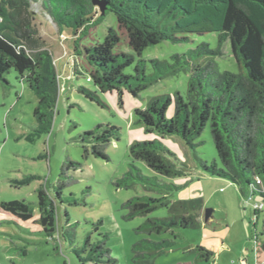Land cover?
<instances>
[{
    "label": "trees",
    "instance_id": "1",
    "mask_svg": "<svg viewBox=\"0 0 264 264\" xmlns=\"http://www.w3.org/2000/svg\"><path fill=\"white\" fill-rule=\"evenodd\" d=\"M38 1L4 0L0 5V15L5 18L0 24V84H8L5 75L14 72L38 99L34 112L38 127L35 134L27 137L29 141H33L35 135L50 133L59 95L58 75L50 55L48 52L32 54L38 41L35 39L37 32L25 21V32L21 33L17 23V18L25 13L26 5ZM93 1L42 0V5L58 27L79 29L89 22L87 18L93 13ZM100 1H105L107 12L116 16L119 32H124L128 46L139 58L147 48L162 42L179 44L189 41L187 35L219 34L218 49L202 44L186 54L174 55L172 62L151 60L152 73H147V61L136 60L120 51L122 41L113 29L103 43L84 47L81 53L86 67L84 74L77 72V76H86L94 90L84 85H79L77 90L101 107H106L101 94L116 93L123 105L126 93L139 98L141 93L159 82L181 72H191L184 95L154 97L144 109L135 113V124L153 139L134 141L129 148L130 156L134 161L146 164L155 176L143 175L132 164L123 178L115 182L117 189L125 190L139 184L148 194L134 197L122 206L128 211L126 220L148 217L162 208L169 212L167 218H148L137 230L148 236L167 233L174 236V240H143L133 246L134 263L153 264L159 255L173 247L176 230L201 227L199 212L204 206L200 198L172 201V195L182 187L166 179L184 177L188 169L163 143L165 138L180 137L194 149L195 142L209 128L219 163L208 165L199 160L203 171L240 187L242 193L248 188L252 197L259 194L264 199V0ZM226 43L231 45L242 70L240 74L219 71L216 59L223 57L222 47ZM131 67L134 74H125ZM118 140L117 127L98 125L80 137L83 158L95 157L109 162L107 150ZM80 167L73 161L62 166L53 199L48 198L46 190H38L37 207L43 233L51 238L61 233L70 246L74 245L75 234L66 227H58L57 202H64L63 190L75 182L68 173ZM258 180L263 187L257 184ZM71 204L86 205L79 200ZM0 208L23 222L34 218L35 210L26 201L3 202ZM66 218L68 222V214ZM101 225V221L95 225V232H99ZM100 236L102 241L96 244L91 243L90 237L86 239L82 251L88 253L86 257L73 249L82 264L116 263L106 246L109 236L101 233ZM198 251V260L210 261L213 257L204 248ZM21 255L26 256V250Z\"/></svg>",
    "mask_w": 264,
    "mask_h": 264
},
{
    "label": "rangeland",
    "instance_id": "2",
    "mask_svg": "<svg viewBox=\"0 0 264 264\" xmlns=\"http://www.w3.org/2000/svg\"><path fill=\"white\" fill-rule=\"evenodd\" d=\"M3 1L0 0V5ZM92 4L94 10L87 18L89 22L79 29L58 27L44 9L42 0L30 2L24 8L25 13L17 18L21 33L25 32V21L37 32L35 39L38 41L32 54L48 52L50 55L58 75L59 95L50 133L35 135L33 141H29L27 137L35 134L38 127L34 116L38 105L36 95L18 80L14 72L5 75L8 84H0V205L26 201L35 210L34 218L23 222L0 208V264H82L73 249L86 257L88 253L82 252L86 239L90 237L91 243L96 244L102 241L100 233L109 236L106 246L111 250L115 264H136L132 259L135 244L143 240H174L171 233L151 236L138 233V228L148 218H167L169 212L162 208L148 217L126 220L128 211L122 206L134 197L148 194L139 184L125 190L117 189L115 182L123 178L132 164L143 175L155 176L146 164L134 161L130 156L129 148L134 141L153 139L135 124V113L144 109L154 97L184 95L191 72H181L159 82L141 93L139 98L126 93L123 105L116 93L101 94L106 104V107H101L77 90L79 85L94 90L86 76H77V72L84 74L86 67L81 53L84 47L103 43L113 29L122 41L120 51L136 60L147 61V73H152L151 60L172 62L174 55L186 54L202 44L218 49L219 34L187 35L189 41L179 44L162 42L147 48L139 58L128 46L124 32H119L116 16L111 12L102 15L99 7ZM4 19L0 15V24ZM222 52L223 57L216 59L219 71L240 74L242 70L230 43L223 45ZM125 74L133 75V67L127 68ZM100 124L119 129V140L107 150L109 162L95 157L83 158L80 137ZM163 143L188 169L184 177L166 179L182 187L172 195V201L200 198L204 206L199 212L201 227L176 230L177 239L173 247L159 255L153 264H264V199L259 194L252 197L248 188L242 193L240 187L203 171L199 160L208 165L219 163L209 128L195 142L194 149L180 137H167ZM67 161L81 167L68 173L75 182L63 190L64 202H57V224L59 228L74 231L73 246L64 241L61 233L53 238L43 233L37 207L38 190L44 189L49 199L54 198L61 168ZM259 186L263 187L262 184ZM74 200L86 205L73 206ZM206 210H213L207 221ZM99 221L102 225L99 232H95ZM199 248L211 252L212 259L198 260ZM23 250H26V256L21 255Z\"/></svg>",
    "mask_w": 264,
    "mask_h": 264
},
{
    "label": "water",
    "instance_id": "3",
    "mask_svg": "<svg viewBox=\"0 0 264 264\" xmlns=\"http://www.w3.org/2000/svg\"><path fill=\"white\" fill-rule=\"evenodd\" d=\"M93 3L99 7L102 15L108 11V5L105 1L94 0ZM212 214L213 210H206V221L211 217Z\"/></svg>",
    "mask_w": 264,
    "mask_h": 264
},
{
    "label": "built area",
    "instance_id": "4",
    "mask_svg": "<svg viewBox=\"0 0 264 264\" xmlns=\"http://www.w3.org/2000/svg\"><path fill=\"white\" fill-rule=\"evenodd\" d=\"M257 182H258V184H261V181L258 180ZM261 205L263 206V203Z\"/></svg>",
    "mask_w": 264,
    "mask_h": 264
},
{
    "label": "crops",
    "instance_id": "5",
    "mask_svg": "<svg viewBox=\"0 0 264 264\" xmlns=\"http://www.w3.org/2000/svg\"><path fill=\"white\" fill-rule=\"evenodd\" d=\"M28 222H30V221H28Z\"/></svg>",
    "mask_w": 264,
    "mask_h": 264
}]
</instances>
